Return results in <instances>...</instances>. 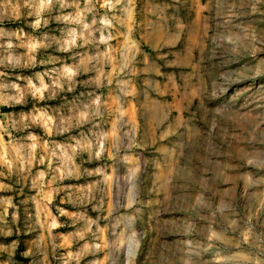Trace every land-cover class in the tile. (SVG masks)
I'll use <instances>...</instances> for the list:
<instances>
[{
  "label": "clouds",
  "instance_id": "1",
  "mask_svg": "<svg viewBox=\"0 0 264 264\" xmlns=\"http://www.w3.org/2000/svg\"><path fill=\"white\" fill-rule=\"evenodd\" d=\"M194 4L196 17L191 23L165 26L139 14V0H75L71 5L75 11L67 14V0H0V48L8 50V55L0 56V65L53 64L24 78L23 86L0 83V104L33 102L30 110L12 119L11 131L0 125V132L8 136L5 141L0 134V185L10 189L5 180L14 176L27 180L36 169L32 182L39 189L32 198L36 222L27 231L37 227L42 231L22 255L42 254L43 264H48L50 250L65 247L70 240L60 236L56 242L55 217L40 219L42 212L51 215L43 203L49 199L44 185L49 172V185L65 178L85 182L81 195L75 200L67 196L68 202L96 209L100 183L107 202L101 222L84 212L68 214L74 217L73 224L83 222L72 238L84 243L66 254L65 264L73 260L79 264L96 251L104 255L95 264H109L113 252L122 256V264H143L152 239L139 219L147 188L182 176L194 189L195 204H202L207 191L231 179L227 174L231 164L224 160L231 157L232 164L264 168V0ZM54 11L58 14L53 16ZM20 20L33 29L31 34L3 27L6 21ZM52 20L66 25L60 36L50 41L46 33L35 34ZM13 37L27 49L24 54L11 52L16 46ZM53 44L56 51L70 55L63 61L59 56L36 58L37 49ZM80 86H87L88 93L78 94ZM97 127L98 135L93 132ZM57 135L71 143L51 139ZM94 148L95 157L104 159L103 167L96 169L102 181L94 175L85 180L75 165L69 167L73 156L91 157ZM241 179L245 190L260 187L253 196L256 211L264 209V177L252 179L245 171ZM118 218H123L119 230H112L110 225ZM16 220L13 213V223ZM5 229L12 232L10 226ZM245 232L242 242L249 243L251 228ZM90 235L99 242L90 243ZM16 244L0 250L11 257ZM154 264H166L163 253Z\"/></svg>",
  "mask_w": 264,
  "mask_h": 264
},
{
  "label": "rangeland",
  "instance_id": "2",
  "mask_svg": "<svg viewBox=\"0 0 264 264\" xmlns=\"http://www.w3.org/2000/svg\"><path fill=\"white\" fill-rule=\"evenodd\" d=\"M74 2L75 0H67L70 7L64 9L66 14L75 11L74 7H71ZM80 2L83 3V0ZM138 13L148 20H159L165 26H183L191 23L196 17L194 0H139ZM56 14H58L57 11L51 13L53 16ZM32 19L34 18H28L29 21ZM3 27L9 30L22 28L29 34L33 32V29L23 20L6 21ZM65 27L64 23L52 20L35 34L42 36L46 33L51 41L52 38L60 36ZM13 42L16 45L11 50L14 55H22L27 51L26 48L18 46L20 42L14 37ZM56 47L53 44L47 49H37L36 58L39 60L47 59L49 56H59L63 61L70 55L56 51ZM6 55H8V50L0 48V56ZM67 62L72 61L68 59ZM51 67L53 64L50 63L38 64L36 67L15 68L0 65V83H19L23 86L24 78L33 75L35 71H43ZM8 91L9 94L13 92L12 89ZM88 91L87 86H80L77 93L87 94ZM72 98L73 95L69 93L67 99L70 101ZM32 104V101L26 105L0 104V125L7 126L11 131L12 119L18 118L22 111L30 110ZM36 131L40 130L36 129ZM93 132L98 135L99 127L93 129ZM0 134L3 133L0 132ZM13 135L19 137L23 134L13 132ZM91 138L95 145V136ZM3 139L6 141L8 136L3 134ZM51 139L71 143L66 136L57 135ZM95 150L94 148L91 157L87 153L73 156L69 161V167L75 165L78 172L84 175L85 180L94 175L97 181H102V175L96 169L103 167L104 159L95 157ZM97 159H100L99 164L95 163ZM232 159L230 157L223 161V163L231 164L227 172L231 179L226 184L218 183L211 191H207L205 202L202 204H195L194 189L182 176H175L167 184L161 182L156 185L154 183L153 187L146 189L145 199L140 206L139 219L143 230L152 236V239L151 247L147 250L149 259H145L143 264H154L161 253H163L166 264H252L254 260H259L260 264H264V209L256 211L258 202L253 196V193L259 191L260 187L254 186L245 190V181L241 179L245 171L252 179L264 177V168L245 167L242 163L232 164ZM39 167L44 168L43 165ZM35 172L34 168L33 176L28 177L27 180L17 176L11 180H5L4 183L12 185L10 189H5L0 185V248L10 247L14 241H17L11 257L7 252L0 250V264L4 262L7 264H43L42 254L27 257L22 255L30 246L31 240L42 231L39 227L31 232L27 231L28 226L36 222V203L32 198L37 196L39 189L32 187ZM51 175L49 172L44 177L45 191L49 193V199L43 201L47 205L46 212L51 215L42 212L40 219L56 218L59 226L53 225L52 232L57 237L58 244L60 236L70 238L67 246L54 251L50 250L49 255L48 264H65L66 254L69 251L78 250L84 243V241L72 238V233L81 227L83 222L73 224L74 217L68 214L84 212L101 222L103 217L100 212L107 210V202L103 192L99 190L103 186L102 183L98 184V190L95 193L96 209L80 203L68 202L65 199L67 196L71 195L75 200L81 195L80 189L86 186L85 182L75 178H65L63 181H56L49 185ZM61 210L65 213L64 215L61 214ZM13 213L16 214V223H13ZM249 216L252 217L250 220ZM122 219L118 218L114 224L110 225V228L118 231ZM6 225L12 228L11 233H7ZM17 227L20 229L19 233L16 231ZM248 228H251V241L243 243L242 237L247 239L245 230ZM87 239L90 243L99 242L93 235ZM103 255V251L88 253L79 264H95L103 258ZM220 256L226 258L237 256V258L218 261L217 257ZM244 256L249 259H243ZM122 259V256L113 252L109 264H122ZM69 264H76V261H70Z\"/></svg>",
  "mask_w": 264,
  "mask_h": 264
}]
</instances>
